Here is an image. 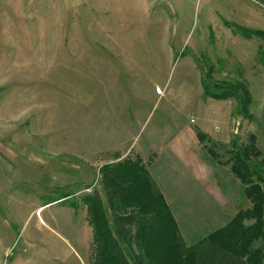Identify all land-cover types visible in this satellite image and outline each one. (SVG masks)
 Listing matches in <instances>:
<instances>
[{
  "label": "rangeland",
  "instance_id": "1",
  "mask_svg": "<svg viewBox=\"0 0 264 264\" xmlns=\"http://www.w3.org/2000/svg\"><path fill=\"white\" fill-rule=\"evenodd\" d=\"M257 1L165 0L145 25L129 17L138 0H0V264L20 257L28 264H93L83 199L98 192L108 211L101 168L117 157L136 160L135 151L162 140L160 129L189 124L196 141L198 118L211 110L208 98L204 107L189 106L199 94L198 70L203 91L246 84L251 116H239L234 99L216 108L224 142L214 161L203 146V171L214 177L207 191L217 189L218 201H182L179 233L192 246L251 208L225 150L232 139L242 145L254 135L264 159V41L234 33L233 49H226L219 29L237 21L264 30V0ZM115 42L130 64L118 65ZM229 126L233 134L225 132ZM254 247H264V239Z\"/></svg>",
  "mask_w": 264,
  "mask_h": 264
},
{
  "label": "trees",
  "instance_id": "2",
  "mask_svg": "<svg viewBox=\"0 0 264 264\" xmlns=\"http://www.w3.org/2000/svg\"><path fill=\"white\" fill-rule=\"evenodd\" d=\"M234 27L248 39L264 41V30ZM259 55L264 57L262 49ZM204 91L207 98L236 100L239 116L250 118L253 96L246 84H216L214 90L204 86ZM197 137L202 144L208 143L210 156L218 160L215 147L219 144L202 131H197ZM255 142L254 135L242 145L233 139L231 149L225 150L233 174L246 186L251 208L239 213L220 233L192 246L180 235L172 211L140 158L103 166L100 174L109 210L98 192L83 199L93 231V264H264V247H254L264 239V159L259 160L262 155Z\"/></svg>",
  "mask_w": 264,
  "mask_h": 264
},
{
  "label": "crops",
  "instance_id": "3",
  "mask_svg": "<svg viewBox=\"0 0 264 264\" xmlns=\"http://www.w3.org/2000/svg\"><path fill=\"white\" fill-rule=\"evenodd\" d=\"M164 1L165 0H138L139 5H138L137 11L135 13L130 11L131 14L129 17L137 21L138 20L142 21L143 23H145V25L149 24L153 16L152 12L156 10L155 9L157 7L156 3L164 2ZM243 12L245 13L246 17L249 15L247 10L242 8L241 13ZM175 14L179 15L180 13L179 11H176ZM157 19H162V18L159 15H157ZM119 20L120 21L117 24V26L120 27V29H122V26H123L122 22L124 21V19H119ZM224 25L227 26L229 29H226V28H224L223 30L219 29V32L221 33L219 35L221 36L225 35L228 38L227 40L225 39L221 40L220 44H222V46L225 45L226 49L232 50L233 43H234V38L232 36L234 35V33L241 35L240 33L237 32L234 26H241V27H245V26L242 24H239L237 21H225ZM255 30H260V29H255ZM215 33L216 32L212 29L211 32L209 33V37L214 38ZM241 36L244 37L243 35ZM223 41H231V42H227L224 44L222 43ZM248 41H251V39H249ZM167 44H168L167 53H168V57H170V51L172 50L174 51V49L171 50L172 47L169 45L168 42ZM111 46L112 47L110 48L115 52V56L117 55V57L119 58L117 60H120L118 62V65H123V64L126 65V64L131 63V61L122 62V59H121L122 51L126 52L127 50H122L123 47H121V45H118L116 42L112 43ZM117 60L115 59L113 61V64H116ZM193 67H195V69L198 70L195 63ZM197 73H198V76L195 79L196 81L195 86H199V91H198L199 94H198V97L195 98L196 104L194 103L192 105H189L191 108L198 107V106L204 107V104L200 101L207 100V97L205 96V91H203V88L201 85V80H202L201 70H198ZM208 100H210L208 101L209 102L208 107H210L211 110L206 112V109H205L206 114H203V113L200 114V118H198V121H197L198 125L196 128V131H202L209 137L215 138L217 141H214V139H212L213 142L219 144L218 141L220 143L224 142L223 138L221 137L224 129L219 128L220 127L219 114L216 108L218 107V105L220 104L223 105V103L228 102L230 100L221 101V100H215L212 98H208ZM187 105L188 104H186V101L184 100L183 110L185 113H186ZM179 110L181 111V109ZM230 128L231 127L229 126V128H227L225 132L228 134H233L235 129L234 128L230 129ZM190 129L191 128L189 124H184V126L182 127L180 124H178L177 126L172 127V128L168 127V128L160 129L158 133L159 135L160 134L162 135L163 137L162 140H155V139L152 140L151 145L146 147L144 150H141V149L137 151H135L134 149L132 150L138 153L139 158L143 162L149 163V165L146 167L148 171L150 172L151 176L153 177V179L155 180V182L157 183L167 205L169 206L170 210L173 213L175 212V213H178L179 215V218H176L178 225L181 224V202L182 201L193 203V197H197V200L195 202H198L203 206L210 205V203L212 204V202L218 201V194H217L218 191L216 192L217 189L215 190L213 188L212 190L207 191V189H211V182L214 181V177L211 176L208 179L206 175H204L205 172L203 171V164L206 162L203 157V154H204L203 146L205 145L204 149L205 151L206 150L208 151L207 147L209 145L208 143L202 144L197 137V133H196L197 138L195 141L192 138L194 134L192 133V131H190ZM218 130L219 132H217ZM237 135L238 134H236V136ZM158 136L156 137V139L158 138ZM182 137H184V139H182ZM187 137H190L191 139L188 140L186 139ZM181 139L185 141H182ZM232 141L233 139L230 141L229 143L230 145ZM230 145H229V148H231ZM123 148L124 147H122V149ZM224 148L227 149L228 147L225 145ZM114 149H118V148H114ZM131 149H132V146H130L129 148H126L125 151L127 150L131 151ZM195 149H196V152H195ZM116 159L117 161L118 160L120 161L121 158L117 157ZM208 159L214 161L212 156H210L209 151H208ZM195 167L198 170L195 171ZM196 194H198V196ZM62 202H65V200H62ZM37 213H39V211H37ZM39 219H40V223L44 224V221L42 220L41 216L39 217ZM8 256L9 255L7 254L6 257ZM29 261L30 260H27V258L20 257L17 259V261L14 264H28ZM5 262H7V260H5L4 263Z\"/></svg>",
  "mask_w": 264,
  "mask_h": 264
},
{
  "label": "built area",
  "instance_id": "4",
  "mask_svg": "<svg viewBox=\"0 0 264 264\" xmlns=\"http://www.w3.org/2000/svg\"><path fill=\"white\" fill-rule=\"evenodd\" d=\"M252 1H255L256 3H259L257 0H252ZM4 264H7V262H5Z\"/></svg>",
  "mask_w": 264,
  "mask_h": 264
}]
</instances>
